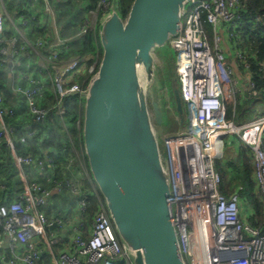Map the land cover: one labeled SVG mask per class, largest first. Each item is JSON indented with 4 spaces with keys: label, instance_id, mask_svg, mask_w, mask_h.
<instances>
[{
    "label": "built area",
    "instance_id": "built-area-1",
    "mask_svg": "<svg viewBox=\"0 0 264 264\" xmlns=\"http://www.w3.org/2000/svg\"><path fill=\"white\" fill-rule=\"evenodd\" d=\"M32 1H41L43 12L53 22L50 0ZM99 4L109 10V1L99 0ZM238 6L239 0H191L182 15L179 33L169 40V45L175 49L176 79L187 125L181 132L163 137L170 177L167 204L185 264H264V229L241 216L238 193H223L221 176L214 166L215 159L222 156L224 137L236 134L251 151L254 180L264 204V113L249 122L237 124L226 117L223 101V96L228 94L234 103L237 91L222 33L228 39L233 35V27L241 25L240 15L236 13ZM88 14H92L94 20L86 17L80 33L98 29L97 11ZM206 22L210 24L212 45L205 29ZM7 23L18 36L6 39ZM20 23L23 24L24 20ZM67 40L56 35L49 56L38 55L42 41L29 42L0 0V53L7 56L1 60L0 66L7 62L5 68L12 74L17 62L11 59L19 53L27 58L16 74L26 85L17 84L12 88L22 97L35 122H43L47 114L44 107L36 104V98L47 83L55 94L56 113L61 116L65 111L63 100L74 94L81 96L98 67V56L89 68L78 57L59 59L62 54L59 47L67 50ZM241 42V38L234 42L230 55L240 66L243 65L247 90L253 94L256 93L255 85L248 72L246 52L240 47ZM31 52L38 55L34 60ZM45 62L50 65L45 69L46 76L36 74L32 65L43 66ZM87 68L88 79L84 88L74 78ZM2 102L0 91V143L5 141L10 148L23 188L20 195L0 203L3 235L11 252L8 264H39L44 253L42 243L62 247L58 253L50 249L48 264H132L87 168L85 178L72 176L64 180L65 186L76 197L71 215L66 218L47 216L45 208L50 204L52 190L60 193L64 184L46 172L47 168H53L52 158L16 153L11 137L13 129L3 119L4 111L11 114L14 110L5 109ZM31 134L32 130H29L28 135ZM24 165L32 166L45 180L52 181V186L44 187L34 181L35 176L28 179L22 173ZM83 180L89 185H84ZM90 194L96 197L99 208L85 235L87 196Z\"/></svg>",
    "mask_w": 264,
    "mask_h": 264
},
{
    "label": "water",
    "instance_id": "water-1",
    "mask_svg": "<svg viewBox=\"0 0 264 264\" xmlns=\"http://www.w3.org/2000/svg\"><path fill=\"white\" fill-rule=\"evenodd\" d=\"M190 1L132 0L125 17L111 4L98 24V67L81 94L87 168L132 264H185L167 204L163 136L153 130L165 118L153 51L179 33ZM170 85L183 120L177 79Z\"/></svg>",
    "mask_w": 264,
    "mask_h": 264
},
{
    "label": "trees",
    "instance_id": "trees-1",
    "mask_svg": "<svg viewBox=\"0 0 264 264\" xmlns=\"http://www.w3.org/2000/svg\"><path fill=\"white\" fill-rule=\"evenodd\" d=\"M107 1H109L110 6L114 3L118 13L122 17H125L132 0ZM3 2L11 20L15 23L22 35L32 44L39 39L42 41V45L38 47V55L43 57L49 56L51 43L57 35L61 38L68 39L67 50H65L63 46L59 47V49L62 50L59 59L66 60L70 57H78L81 59V63L89 67L95 62L97 56L99 57L101 51L98 29H96L95 32L89 30L80 33L84 20L90 11H97L99 17H102L109 11L108 9L105 10L99 4V0H50L54 12L53 23L56 27V33L52 30L50 17L43 12V4L41 1L3 0ZM239 2L240 6L236 9V13L240 15L239 17L242 23L238 27H233V35L229 36L228 39L224 33L226 36V44H223V46L224 49H233L235 47L234 42H237L238 39L241 38L242 42L240 47L246 52V62L249 66L248 72L254 82V89L256 92L252 94L247 90V98L250 99L247 102L253 100L254 103H260L264 110V0H239ZM15 19H17V21H15ZM21 20H24L23 24L20 23ZM205 29L209 42L210 40L212 42L210 24L207 22L205 23ZM4 35L7 40L18 36L14 28L8 23ZM4 45H7V43H4ZM38 55L31 52L30 56L31 59L34 60ZM6 57V55L0 53V64L2 63L1 60L4 58L6 59ZM26 59L23 53H19L16 58L11 59L17 62L12 72L13 82H9L8 80V76L11 73L5 68L8 63L5 62L3 66H0V91L3 95L2 106L5 107V109L14 110L11 114L4 111V122L13 129L11 137L14 149L18 155H32L41 158L50 157L53 159V168H47V174L57 180H61V178L69 179L70 175H67V166L72 159L76 158L77 152H79L81 156L83 155L87 168L81 138L82 97L78 94L67 96L62 103L65 111L60 116L55 110V94L50 84L47 83L42 94L36 98V104L39 107H44L47 114L43 122H35L22 97L15 93L12 88L17 84L22 86L26 85L25 82L16 77L18 70L21 68L20 64ZM164 63L166 64V70L170 71L168 77L176 76L175 71L171 72L173 65H171V69L168 68L170 64L168 59H166ZM32 67L36 74L46 76L45 69H48L50 65L47 62H45L43 66H38V64L35 63ZM240 67L242 68L243 65ZM86 75L87 73L78 74L74 78V81L85 88L88 79V75ZM164 79L165 76L159 77L158 83L161 85L164 83ZM171 81L172 80H169L170 83ZM235 104H225L226 117L228 119H233L238 122L246 117L248 118L254 113V109L251 107L245 114L239 115L238 112L240 111L241 104H236V106ZM27 126H29L28 129ZM29 130H32L31 135H28ZM227 136L224 137L225 141L223 146V151L225 147L226 152H222V156L214 161L215 169L221 176V190L225 195H229L235 191L242 193L245 192V188L250 190L253 185L256 186L255 180L251 179L254 167H250V162H246L242 167L236 164L234 156L230 155L228 152ZM76 167L80 170V166H77V163L74 168L76 169ZM24 169L25 171H29L30 169L32 172L34 171V168L28 165H24ZM36 175L37 174L33 175L35 176L33 178L34 181L39 182L46 188L52 186V181H47L44 178L40 180L38 179L39 175ZM83 182L84 185H89L87 180H83ZM64 188H67L68 193L71 195V201H73L72 206L63 211H60V208L57 209L52 207V215L45 209L48 217L58 216L66 218L71 215L76 197L66 186L61 188L60 193L63 192ZM256 189L257 192H252L250 194L255 206L256 215L252 216L250 221L253 225L264 228V204L257 186ZM22 190V181L18 176L17 168L14 165L13 157L10 153V148L5 141H2L0 143V203L20 195ZM65 198H67V196ZM98 208L99 204L96 197L93 194L88 195L85 214L87 219L85 235L88 234L89 224ZM0 231L3 233L1 221Z\"/></svg>",
    "mask_w": 264,
    "mask_h": 264
},
{
    "label": "crops",
    "instance_id": "crops-1",
    "mask_svg": "<svg viewBox=\"0 0 264 264\" xmlns=\"http://www.w3.org/2000/svg\"><path fill=\"white\" fill-rule=\"evenodd\" d=\"M51 24H52V30L55 33L56 27H55L53 22H51ZM223 36H224V44H226V36L224 33H223ZM226 49H227L226 51H227L228 62L233 68V72H234L233 76H234L235 81H236L237 91H236L235 96H234L235 97L234 103L229 100L228 94H225L223 96L224 103L225 104H235L236 103L237 105L241 104L240 109L245 107L248 104V106H246V107H249V106H250L249 108L253 107L254 113H255V110L258 111V114L253 115L254 114L253 113L248 118L244 117L245 119H243L242 121L236 122L234 120V122L237 124H243V123H246V122L253 120L256 116L264 113V110H263L262 106L260 105V103H254L253 100L247 102L248 100H250L247 98V96H248L247 85H246L247 84V74L240 67L239 63L236 60H234L232 55H230V49L229 48H226ZM82 72H83V69H82ZM9 77H10L9 82H13L12 74H9L8 78ZM246 93H247V95H246ZM236 104H235V106H236ZM244 109H246V108H244ZM246 111L247 110H241L238 112V114L239 115L245 114ZM227 137H228L227 138L228 139V142H227L228 152L230 155L234 156V158L236 160V164L241 165V167H242V165L245 164L246 162H248V163L250 162L249 163L250 167L253 168V162H252V157H251L252 154H251V151L249 150V148L244 146V144L241 143V141L239 140V138L236 134H230ZM246 158H247V161H246ZM74 166H75V161H74V159H72V161L69 162V164L67 166V168H68L67 175H70V177L73 176L74 178L75 177L77 178L79 176L81 170H79L77 167L75 169ZM33 172L35 174L39 175L38 179H40V180L43 179V177L40 174H38L36 171H33ZM22 173L28 179H32L33 175H32L31 169L29 171L28 170L25 171L24 166H23L22 167ZM18 176L21 179L19 174H18ZM251 179L254 180L253 171L251 174ZM64 180H65L64 178H61V181L64 184L63 186L65 187V181ZM52 191L53 192H52V195L50 197V204L51 205L49 204V206L47 208H45L46 211L50 212L51 215L53 213L52 207L57 208V209L60 208V211H63L64 209H69L72 206L73 201H71V195L68 193L67 188H64L63 192H61L60 194H58V192H56L55 190H52ZM235 192H237V191H235ZM241 192H242V189H241ZM252 192H257L256 186H254V185L252 186V189H250V190L245 188V192H242V193L237 192L239 197H240V213H241V216L246 220H250V218L252 216H256L255 215V206H254V203L252 201V198L250 197V194ZM66 196H67V198H65ZM262 229H264V228H262ZM67 241L68 240H66V242ZM41 246L43 248L44 253L41 255V261L39 264H48L49 263L50 255L48 252L51 251L50 249H52V251L54 253H58V251L62 249V247L59 244L49 245L48 243H42ZM10 254H11V252H10V248L8 247L7 240L5 239L3 233L0 231V264H8Z\"/></svg>",
    "mask_w": 264,
    "mask_h": 264
},
{
    "label": "rangeland",
    "instance_id": "rangeland-1",
    "mask_svg": "<svg viewBox=\"0 0 264 264\" xmlns=\"http://www.w3.org/2000/svg\"><path fill=\"white\" fill-rule=\"evenodd\" d=\"M86 17H87V19L90 18V19L94 20V16L92 14H87ZM98 20H100V17L98 18ZM15 21H17V19H15ZM210 43H211V40H210ZM211 45H212V43H211ZM161 53H162L163 57L165 59H168V61L170 62L168 68L171 69V65H173L171 72L175 71V74H176V70H175V49L167 43V44L161 46L160 49H155L153 51V55H154V59H155V63H154L155 64V76L157 77V80L159 79V77L165 76L164 83H162L161 85L159 84V86H158L160 98L162 99L161 106L163 108L165 118H163L160 125H157L153 122V130H154L155 134L159 135L160 137H162V136L164 137V135H166V133H169V134L178 133V132H181L182 130H184L186 128V125H187V120L185 117H183V120H181V117L175 111L174 103H173V99H172V95H171V91H170L171 85H170L169 80H172V78H176V76L175 77H173V76L168 77V75H170V71L166 70V64L164 63L163 58L161 57ZM98 60H99V58H98ZM85 67H86V65H85ZM96 70H97V68H96ZM88 71H89V69L86 70L84 73H87V75H88ZM150 85H151V87H149V89L147 90V96L149 98L151 97V94H152L151 88H152L153 84L150 83ZM177 85L179 87L178 83H177ZM246 106H248V104ZM246 106L241 108L240 111L241 110H247L248 111L250 106L249 107H246ZM244 108H246V109H244ZM184 113H185V109H184ZM256 114H258L257 110H255V113L253 115H256ZM224 141H225V138H224ZM225 152H226V149L224 147L223 153H225ZM75 160H76L75 164L78 163L77 166L80 165V169H82V171H80L79 176L78 175L77 176L79 178L80 177L85 178V176H86L85 159L82 158V156L79 152H77ZM99 197L101 199V196H99Z\"/></svg>",
    "mask_w": 264,
    "mask_h": 264
}]
</instances>
